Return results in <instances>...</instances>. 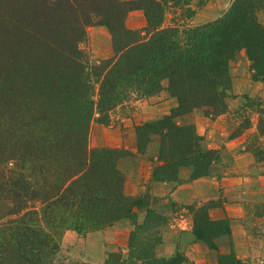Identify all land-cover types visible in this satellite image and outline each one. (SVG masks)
I'll return each instance as SVG.
<instances>
[{
	"label": "trees",
	"instance_id": "1",
	"mask_svg": "<svg viewBox=\"0 0 264 264\" xmlns=\"http://www.w3.org/2000/svg\"><path fill=\"white\" fill-rule=\"evenodd\" d=\"M97 1L104 0H0V35L4 41L13 43L18 28L23 29L35 57L48 62V73L54 66L53 54L60 52L55 76L65 78L66 90V79L72 87L58 100V96L48 94L38 102L30 95L34 102L32 133L45 132L46 138L36 136L38 141L32 142V138L28 143L18 135L20 115L14 116L16 122L8 121L7 116L0 118V139L6 145L0 151L1 159L5 157L0 160V200L11 199L14 206L10 212L0 210V264H44L46 257L58 251L66 230L92 231L134 216L124 194L126 177L117 164L131 152L94 148L88 142L97 95L98 106L106 115L102 123L107 124L109 111L126 100L128 90L152 95L162 89L164 80H170L178 107L157 122L138 126V151L145 152L150 134L160 135L162 163L154 169L153 177L176 180L181 167L192 166L194 176H202L214 160L212 152L202 148L201 136L176 123L177 112L206 108L213 117L223 114L231 86L230 63L242 49L252 60L253 77L264 78V25L256 18L264 0H234L222 18L199 26L188 23L195 0H111L94 6ZM172 3L181 9L165 25ZM133 10L144 11L147 26L141 30L126 25ZM96 17L112 33L115 54L104 61V69L97 67L92 80L90 73L82 72L85 55L79 43ZM45 43H55L52 54L45 50ZM18 53L22 55L23 50ZM40 64L32 69L37 72ZM54 77L52 87L59 86ZM10 79L9 73L4 81ZM84 79L93 82L90 86L85 82L87 91L75 85ZM31 83L33 79L25 80L22 86ZM23 93L20 83L13 79L3 96L19 107ZM143 130L149 133L144 141ZM14 137L16 147H29L24 156L9 154ZM10 159H16L14 167L6 166ZM203 218L195 217L198 236L215 247L212 237L202 232ZM210 222L224 224L216 235L229 232L225 220Z\"/></svg>",
	"mask_w": 264,
	"mask_h": 264
},
{
	"label": "rangeland",
	"instance_id": "2",
	"mask_svg": "<svg viewBox=\"0 0 264 264\" xmlns=\"http://www.w3.org/2000/svg\"><path fill=\"white\" fill-rule=\"evenodd\" d=\"M110 1L111 0H104L101 2L97 1L94 6L102 5V2L103 4H106ZM233 2L234 0H195L191 6V8L194 10V14L189 18L188 23L191 26H199L202 24L214 22L225 15ZM90 4L91 1L89 2V5ZM178 9L180 10L181 7L173 6V3L169 5L164 20L165 25L170 24L173 18L176 17V10ZM136 11L137 10H133L128 14L126 25L133 30H141L147 26V19L145 15L140 16ZM68 12L69 15L71 12ZM256 18L259 23L264 25V8L258 11ZM98 20L99 17H96L94 21L86 27V35L84 39L79 43V48L85 55L84 63H82L81 65L82 72L84 70V72L90 73V78H92V80H95L94 72L98 71L97 67L101 66L100 70L104 69V61H108L115 54L112 33L105 24L98 22ZM12 39L14 41L13 43H11L9 39L7 41H4V39L0 35V118L7 116L9 119L8 121L16 122L14 116L20 115L21 118L19 119H21V121H19L18 135L20 133L22 139L29 143L31 142L32 138V142L38 141L36 136L46 138L45 132L40 133L39 131V135H35L34 132L32 133L31 124L34 116L31 115V105L34 102L31 100L30 95L33 96L35 100H38V102L40 101V99H42V97L47 96L48 94L49 96L53 97L58 96V100L60 98H63V96L65 95L64 93H68V90L72 87L68 84L69 81L66 79V90L63 87L65 78H58L55 76L56 71L54 70V68L60 62V52L53 54L55 58L51 61V63H53L54 66L51 67V71L48 73L47 71H45L48 62L42 63L41 60H38V57H35L36 55L32 51L33 49L30 45L31 43H27L29 40H27L26 34L23 29L18 28V31L15 34V38ZM54 44L55 43H45L43 45L45 50L52 54L53 50L55 49ZM21 49L23 50L22 55L18 53V50ZM40 62V70L35 72L32 67ZM36 67L37 65L34 68ZM8 72L10 73L12 79L4 81V79L7 78L9 74ZM17 72H20V74H16ZM37 75L40 79L37 78ZM230 75L231 86L227 91V109L224 113L230 110V106L233 108V110L235 109L236 116L234 117V119L240 120V125L235 131L236 135L244 131H250L253 127L252 124L258 123V132L254 134V137L252 139V147L259 153V155L263 156L264 144L262 142V136L264 135V78L255 79L253 77L252 60L248 56V53L245 49L240 50L236 57L231 61ZM52 76H55L54 78L59 81V86L52 87ZM21 77H23V81H20ZM25 77L28 78L24 79ZM83 78H85L84 74L82 79ZM13 79L20 83L22 92H24V99L22 100V106H19L20 108L16 106V104H14V101H9V99L4 98L3 96V92L6 91V86L9 85V83ZM30 79H33L34 83H31L24 88L22 84H24L25 80ZM81 80L76 82L75 85L77 84L79 86H82V89L86 90L84 84L89 80L84 79L83 82ZM92 84L93 82H91L90 80L89 86ZM97 86L99 88L98 84ZM170 86V80L166 79L162 83V89L158 93L146 96H143L144 94L138 92L135 89L128 90V93L126 92L128 95L126 96V100L109 111L110 119L107 124L102 123V120L106 119V115L102 113L100 107L98 106L99 95H97L95 97L96 104L93 113V122L88 135V142L90 146L94 148L109 147L117 148L123 151H130L129 144L132 143V140L134 139L133 136H135H132V133H136V137L138 140L139 125L157 122L165 115L170 114L173 109H176V107H178V98L171 92ZM83 90L82 92H85ZM97 91H99V89ZM170 97H173L176 100V105L174 107L172 106L168 113L159 118H153L145 122L140 121L142 120V117H140L141 111L139 110H147L148 106L146 104L152 105L156 103L163 104L164 102H170ZM4 99L7 101H5ZM62 106L63 104H60V107ZM69 107L70 106H68V108ZM221 115L222 114L213 117L212 115L208 114L206 108H195L192 111L186 113L177 112V115L174 118L177 124L186 125L192 128L199 136L202 137V140L200 142L202 148L207 152H212V155L214 157V160L211 162V164L214 161L218 160L219 151L211 147L205 148V146L203 145L204 137L197 131L196 120L199 117L203 116H206V118L208 117L210 119H217ZM142 133L143 134L141 138L144 141L145 138H148L149 133L144 130L142 131ZM153 135L155 134H150V140ZM120 136L123 137L122 140L124 144L122 146L115 147L114 144L120 141ZM15 139L16 137L12 139V146L11 148H8L9 154L13 157L24 156L26 154V149L28 153L29 147H16L18 141L15 142ZM61 144H63V142H61ZM5 146L6 145L3 142V138H1L0 151L5 149ZM130 152L131 154L133 153L132 151ZM1 155L2 153H0V160L3 161L5 157L1 159ZM121 158H119L117 164L119 169L124 173L121 165H119V161ZM15 162L16 159H10L5 164L7 167H14V164H16ZM178 178L179 174L176 180H178ZM124 194L129 198L132 204L134 216L128 215L126 217H122L111 225L92 231L79 232L75 229L66 230L62 236V239L60 240L58 251L52 256L46 257L43 263L204 264V250H200V248L195 249L196 253H200V256L202 258V260L196 261L195 259H191L187 255L186 248L174 250L173 248L170 249V246H166L167 244H164L162 242V237L164 235V232L166 231L163 226L165 223L169 222L170 219L172 220V217L167 218L160 214L158 210L154 209V205L158 204L162 200L158 199L155 196H152L149 193L142 196L131 197L126 194L125 187ZM31 203H33V201H31ZM214 204L217 203L209 202L202 205H187L186 207H183L181 205L178 208L179 211H183L185 213L190 212L193 215L194 232L198 238L200 237L197 233L195 217L197 215L204 216L203 219L206 221L202 223V232L205 233L206 237H212L215 247H211L206 240L202 238L200 239H202L204 243H206L210 247V249L216 250L218 252V258H212V260L209 261L208 264L253 263V257L248 259L240 258L233 250L226 253H220L222 250L220 249L216 238L226 233L216 235L218 230L222 228L224 224L217 225L210 222L211 220L217 221L211 219L209 214V208ZM146 206H148V208L151 206V208L148 209V215L146 219L143 220L140 219V213ZM13 207V200H0L1 211L10 212ZM136 209H138V211H136ZM140 210L141 212L139 213ZM222 220H225L228 223L229 232H227V234H230L229 222L227 221V219ZM179 235L183 238L185 237L184 233H180ZM127 241L128 244L126 246ZM124 245L125 249L128 252H123ZM183 245L186 244L183 243ZM254 245L255 244H253L252 246ZM255 249L256 248H254V250ZM102 260L105 261L103 262ZM258 262L261 261L258 260Z\"/></svg>",
	"mask_w": 264,
	"mask_h": 264
},
{
	"label": "crops",
	"instance_id": "3",
	"mask_svg": "<svg viewBox=\"0 0 264 264\" xmlns=\"http://www.w3.org/2000/svg\"><path fill=\"white\" fill-rule=\"evenodd\" d=\"M136 12L140 16L145 15L143 10ZM170 98V102L163 104H146L147 110H139L142 117L140 121L145 122L168 113L176 105V100ZM235 116V109L230 106V110L217 119L203 116L196 120L197 131L204 137L205 148L211 147L219 151L218 160L211 164L205 175L194 176V169L184 166L180 168L176 181L154 179V169L162 162L161 137L158 134L152 136L146 151L140 153L136 133H132L135 136L129 149L133 153L119 161L126 174V194L135 197L149 193L162 200L154 205V209L167 218L172 217L163 226L166 231L162 242L170 246V249L186 248L187 255L196 261L202 258L195 249L204 250V264H208L212 258H218V252L210 249L197 237L193 215L179 211L181 205L186 207L217 203L209 208L211 219H227L230 224V234L216 238L222 250L220 253L233 250L240 258L253 257L251 264H264V155H259L252 147V139L258 132V123L252 124L250 131L236 135L240 120L234 119ZM122 138L119 137L120 141L114 144L115 147L124 144ZM262 142L264 144V135ZM150 208L151 206H146L142 212L139 211L140 219H146ZM180 233H184L185 237H181ZM127 244L128 241L126 246ZM253 244L255 245L252 246ZM123 250L124 253L128 252L125 245Z\"/></svg>",
	"mask_w": 264,
	"mask_h": 264
}]
</instances>
